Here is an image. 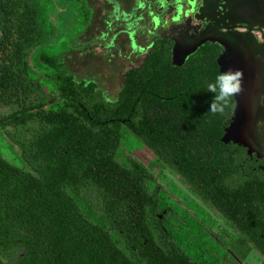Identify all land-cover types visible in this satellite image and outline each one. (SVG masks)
Here are the masks:
<instances>
[{
  "label": "trees",
  "instance_id": "16d2710c",
  "mask_svg": "<svg viewBox=\"0 0 264 264\" xmlns=\"http://www.w3.org/2000/svg\"><path fill=\"white\" fill-rule=\"evenodd\" d=\"M70 1L86 30V0ZM49 6L0 0V131L23 164L0 151V264H239L252 250L264 255L252 166L223 140L234 99L223 114L209 108L216 53L176 67L168 47L155 49L109 99L69 70L67 40L54 49L61 35ZM139 147L153 155L147 164L132 156ZM165 169L236 237L219 246L196 200L174 186L178 201L167 198Z\"/></svg>",
  "mask_w": 264,
  "mask_h": 264
},
{
  "label": "flooded vegetation",
  "instance_id": "af4514ba",
  "mask_svg": "<svg viewBox=\"0 0 264 264\" xmlns=\"http://www.w3.org/2000/svg\"><path fill=\"white\" fill-rule=\"evenodd\" d=\"M101 3L106 7V18L103 29L94 40L112 57L109 61L115 57L114 53L118 57L123 56L126 67L121 85L126 72L142 68L149 55L161 47H168L170 61L176 67L185 66L191 55L213 51L221 71L218 61L226 57L225 45L232 44L233 40L230 37L254 39L258 45L264 46V0H199L195 10L189 14L192 0H101ZM174 47L177 48L175 54ZM188 51L192 52L183 57ZM241 68L244 67L240 62ZM246 86L243 97L254 100L256 96L252 94L251 82L248 81ZM258 100L262 107L261 119L256 123L252 138L245 145L230 140L224 142L232 144V150H236L239 156L243 152L252 166L260 232L264 230V93L258 94ZM232 115L233 111L231 118ZM235 168L240 173V159ZM195 199L197 204L208 209L210 219L215 214L226 225L215 209L199 198ZM255 252L259 256V264H263L264 255L258 250Z\"/></svg>",
  "mask_w": 264,
  "mask_h": 264
},
{
  "label": "rangeland",
  "instance_id": "374dc122",
  "mask_svg": "<svg viewBox=\"0 0 264 264\" xmlns=\"http://www.w3.org/2000/svg\"><path fill=\"white\" fill-rule=\"evenodd\" d=\"M47 2L50 5V17H52L57 24L59 34L61 35L59 39H61L62 43H60L59 39H57L58 37H56L53 43L54 46H56L54 49L60 52L58 46H63V40H67L66 47L68 51L65 52L63 59L69 70L75 75L76 79L95 80L106 96L109 99H114L121 87L126 63L124 62L123 56L120 55V57H118L116 56V53H114L115 57L113 60L109 61L112 57L104 50L100 49L97 46V40H94L97 38L99 30L103 29V20L106 18V7L102 5L101 0H86L87 6L91 9L92 23L88 25L86 30H83L82 27L77 25V19L74 15L77 10L72 6L70 0H47ZM59 11L62 15H57ZM77 18L81 19V15H78ZM89 42L90 44H88ZM119 47L121 49V46ZM123 50L124 49H122V54L125 53ZM0 151L11 163L21 166L23 165L16 159L1 131ZM120 153H122V155H124V153L129 154V152L126 151V148H122ZM132 156H135L145 164L153 159V155L144 147L136 149ZM159 181L163 186L165 196L172 201H178L179 198L173 190V186L180 189L188 199L196 200L169 170L165 169L161 172L159 175ZM187 198L180 200L181 208L187 209ZM206 210V212H208V209ZM213 217L214 224L211 232L208 233V237L211 238L213 242L222 246V239L228 241L236 237L237 234L233 229L225 225L215 214ZM259 261L258 254L255 250H252L244 262H238L239 264H259Z\"/></svg>",
  "mask_w": 264,
  "mask_h": 264
},
{
  "label": "water",
  "instance_id": "95a60500",
  "mask_svg": "<svg viewBox=\"0 0 264 264\" xmlns=\"http://www.w3.org/2000/svg\"><path fill=\"white\" fill-rule=\"evenodd\" d=\"M230 38L233 39L231 40L232 44L225 45L227 50L226 57H221L218 63L222 67V72L240 70L242 78L241 91L234 95L235 106L233 115L228 128L225 129L223 140H230L245 145L252 138L257 121L261 119L260 112L262 107L258 100V94L264 93V46L258 45L254 39L248 41L240 36ZM176 49V47L173 48L174 54ZM191 52H186L183 57ZM240 55L242 58H240ZM240 62L244 67L243 69H240ZM246 75L248 77H245ZM247 79L251 82V87L254 90V93H252L254 97L256 96L254 100H248L243 97L247 87Z\"/></svg>",
  "mask_w": 264,
  "mask_h": 264
},
{
  "label": "clouds",
  "instance_id": "9594fccd",
  "mask_svg": "<svg viewBox=\"0 0 264 264\" xmlns=\"http://www.w3.org/2000/svg\"><path fill=\"white\" fill-rule=\"evenodd\" d=\"M198 4L199 0H192V7H190L188 14L194 11ZM241 78L242 73L240 70L218 71L214 79L205 83L207 91L214 96V100L209 106L213 114H223L225 112L230 101L234 99V95L241 91Z\"/></svg>",
  "mask_w": 264,
  "mask_h": 264
},
{
  "label": "crops",
  "instance_id": "0c3cea01",
  "mask_svg": "<svg viewBox=\"0 0 264 264\" xmlns=\"http://www.w3.org/2000/svg\"><path fill=\"white\" fill-rule=\"evenodd\" d=\"M103 5V4H102ZM91 10V9H90Z\"/></svg>",
  "mask_w": 264,
  "mask_h": 264
}]
</instances>
